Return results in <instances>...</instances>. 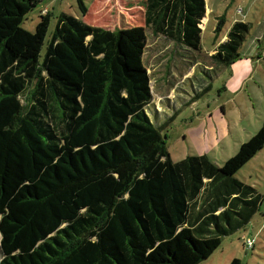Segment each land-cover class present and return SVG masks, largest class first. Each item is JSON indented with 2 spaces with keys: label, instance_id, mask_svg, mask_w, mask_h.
Here are the masks:
<instances>
[{
  "label": "trees",
  "instance_id": "16d2710c",
  "mask_svg": "<svg viewBox=\"0 0 264 264\" xmlns=\"http://www.w3.org/2000/svg\"><path fill=\"white\" fill-rule=\"evenodd\" d=\"M37 1L0 0V264H197L256 209L233 173L264 143L263 118L220 165L171 160L145 110L144 27L197 49L205 1L144 0L143 25L112 29L61 10L41 57L48 11L21 26ZM248 29L209 56L229 64Z\"/></svg>",
  "mask_w": 264,
  "mask_h": 264
},
{
  "label": "rangeland",
  "instance_id": "374dc122",
  "mask_svg": "<svg viewBox=\"0 0 264 264\" xmlns=\"http://www.w3.org/2000/svg\"><path fill=\"white\" fill-rule=\"evenodd\" d=\"M206 12L201 19L199 48L154 33L145 26L142 61L149 75L151 99L145 107L155 125H160L171 160L187 154H205L216 165L233 154L239 143L252 134L264 118V59L255 71L245 59L227 65L212 59L208 51L217 41L214 26L217 15L224 18L221 36L232 16L247 11L249 0H204ZM81 15L76 0H38L24 15L21 26L32 30L39 12L48 11L46 40L59 11L80 17L89 24L119 28L143 25L144 0H83ZM242 12V13H241ZM241 16V15H240ZM254 24L251 13L244 17ZM217 35V36H218ZM239 57H242L240 51ZM259 193L256 209L243 226L221 237L218 246L197 264H226L232 256L240 264H264V143L233 173ZM253 238L251 247L243 240ZM1 257V251H0Z\"/></svg>",
  "mask_w": 264,
  "mask_h": 264
},
{
  "label": "crops",
  "instance_id": "0c3cea01",
  "mask_svg": "<svg viewBox=\"0 0 264 264\" xmlns=\"http://www.w3.org/2000/svg\"><path fill=\"white\" fill-rule=\"evenodd\" d=\"M248 2L249 5L246 9L247 11H244V13L241 12L242 13L240 14L241 16L238 14L237 11H235V14H237V16L236 15L232 16L229 24L236 19L245 20L244 19L245 15L251 13L254 24H252L250 20H245L249 22V29L245 36V39L242 41L239 47V51L242 53L240 55L243 56L242 57L238 56L232 61L235 62L238 59L244 60L246 57H249V59H245V61L247 62V64H249V66H251V69L249 70V74H250L251 72L253 73L255 71L254 68L255 63L258 62L260 58L264 59V0H249ZM205 12H206V6H205ZM226 29L224 33L221 34V36L218 35L221 29L214 36L217 38L215 45L218 41L222 40L225 37ZM215 45L212 47V49L208 51V54L214 51Z\"/></svg>",
  "mask_w": 264,
  "mask_h": 264
},
{
  "label": "built area",
  "instance_id": "2783aa9c",
  "mask_svg": "<svg viewBox=\"0 0 264 264\" xmlns=\"http://www.w3.org/2000/svg\"><path fill=\"white\" fill-rule=\"evenodd\" d=\"M43 10H45V11H46V9H43ZM240 10H241V8H240V7H237V8H236V11H240ZM243 243H244L246 246H249V247H251V246H252V244H253V238L246 237V238L243 240Z\"/></svg>",
  "mask_w": 264,
  "mask_h": 264
}]
</instances>
